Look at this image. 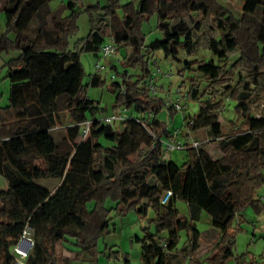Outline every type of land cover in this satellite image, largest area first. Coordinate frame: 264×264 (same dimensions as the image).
Segmentation results:
<instances>
[{"label":"trees","instance_id":"obj_1","mask_svg":"<svg viewBox=\"0 0 264 264\" xmlns=\"http://www.w3.org/2000/svg\"><path fill=\"white\" fill-rule=\"evenodd\" d=\"M53 1L0 0L7 30L0 37V55L13 54L4 64L8 105L0 108V176L8 186L0 191V264L13 263L12 248L25 228L33 242L26 264H69L63 250L55 255V246L66 249L71 239L95 258L96 241L108 227L107 198L116 200L120 211L134 209L143 217L149 209L154 213L155 234L145 231L143 239L135 238L143 264L158 259L157 264H166L171 251L162 247V240L167 248L175 245L182 231L191 232L195 248V223L203 212L219 234L210 262L225 264L233 257L241 212L251 208L258 213L262 207L257 191L264 184V117L255 118L252 110L264 100V0H239V19L217 0H138L136 7L123 6L119 18V0H108L103 8L86 9L90 31L74 52L68 40L78 30V2L69 0L55 11ZM152 15L163 39L145 45L140 28ZM109 37L116 53L131 50L124 67L141 71L135 79L124 72L120 83L111 85L113 114L120 108L140 116L152 113L147 125L154 138L133 121L120 123L123 130L117 131L95 119L103 110L85 92L104 82L93 75L83 86L79 56L97 54ZM158 51L178 63L180 51L189 57L206 51L223 63L185 62L179 71L196 75L188 99L204 98L186 126L190 131L216 126L223 93L236 102L238 123H232L231 134H214L221 152L217 160L203 147L185 151L182 166L163 159L160 144L172 132L156 119L163 102L146 90L148 66ZM198 77L205 84L202 90ZM87 122L89 134L83 139ZM58 130L64 134L59 136ZM101 139L110 145H102ZM37 180H56L58 185L49 191L37 186ZM167 192L172 195L162 203ZM90 201L95 202L92 210L87 209ZM177 202L186 204L187 219L179 218ZM245 258L236 257V264H257Z\"/></svg>","mask_w":264,"mask_h":264},{"label":"rangeland","instance_id":"obj_2","mask_svg":"<svg viewBox=\"0 0 264 264\" xmlns=\"http://www.w3.org/2000/svg\"><path fill=\"white\" fill-rule=\"evenodd\" d=\"M69 0H56L50 3L52 10H61L62 7L68 3ZM78 2L77 12L79 16L77 19L78 30L75 35L71 36L68 40V49L71 52L75 51V45L81 40L85 39L90 31L89 17L86 13V9L89 7L103 8L107 6L108 0H76ZM218 3L229 11L234 18L239 19L242 14V2L239 0H217ZM132 4L137 6L138 0H119V7L116 9V14L119 18L123 17V6ZM62 13V12H61ZM68 12L64 11L63 15L66 16ZM141 34L144 36L145 45H148L155 39H163L161 32L157 29V16L152 15L146 18L141 24ZM7 33L5 15L0 11V37ZM9 38H12L11 34H8ZM131 54L130 49H121L120 53H116L109 58H102L97 54L81 53L79 56L80 63L82 65L84 76L82 79L83 86H88L90 77L97 75L100 77L104 84L100 87L91 88L87 87L86 97L98 103L99 107L103 110L98 114L95 119L102 120L113 114L115 97L110 91L113 83L120 81L119 76L124 72L128 73L134 79L141 73L140 68L124 67V58ZM13 54L0 55V108H4L8 105L9 96V82L6 78L7 69L4 65ZM180 63L168 58L165 59L161 51L154 54L153 61L149 63V69L151 72L160 71V74L156 75L155 87L157 94L155 98L161 100L163 105L156 114V119L165 125L169 132L179 130L181 136L188 142L195 141L198 143H204L207 139L211 140L207 144H202L200 147L206 150L209 157L213 160H217L221 157V152L218 147L217 140L214 134L222 133L224 135L231 134L233 131V124L238 123L234 108L236 102L229 100L228 94H222L223 108L219 111L218 120L216 126L212 129L213 134L208 129H199L197 131H190L187 124H190L192 117L198 114L200 108L199 101H191L188 99L187 94L190 86V80L195 78L194 73L184 72L183 75H179V71L183 68L185 62H198L213 60L214 64L222 65L216 58L212 57L210 53L206 51H200L195 56H187L184 52L180 51L178 56ZM233 59L228 61V64L232 63ZM99 63L100 67H103L102 71H96L95 66ZM114 77V81H112ZM200 83V90L205 87V84L198 77ZM177 91L180 93L178 94ZM178 103L181 106L180 111H177L173 115L170 114L169 108ZM252 113L256 116L264 117V100H261L257 105L253 107ZM90 119V118H89ZM114 128L117 131L123 130V127L118 124ZM59 136L64 134L63 130L56 131ZM100 143L104 146H109V142L101 139ZM134 155L133 158L136 157ZM185 151H173L171 153L162 154L165 161L173 162L177 166H182L186 161ZM264 174V172H263ZM35 184L39 187L45 188L49 191H53L58 185L56 180H37ZM264 196V184L257 191V197L260 199ZM167 194H163L161 197L162 203L167 200ZM95 207V202L90 201L87 203V209L92 210ZM104 209L107 211L106 217L108 220V227L103 232L95 244V258H92L88 253L83 252L78 246L75 245V240H69L66 243V249L62 248L61 244L57 243L55 246V255L59 256L60 251L68 256L69 264H141V246L135 241V238L140 240L144 238L145 231L150 234H155L156 227L153 222L154 213L152 210H148L146 217L139 215L134 209H127L124 211L119 210V205L116 200L107 198L103 203ZM178 211L179 218H188V208L185 203L177 202L175 205ZM235 227V225H234ZM239 231L235 235V246L233 249V257L230 258L225 264H236L235 258L245 254V260L247 262L253 260L257 264H264V202L260 212L256 213L251 208L244 209L240 214ZM195 229L200 234V249L197 252V264H212L210 258L213 255V250L206 245L205 237L210 235L211 230H214L210 226L209 217L206 213H201L198 222L195 224ZM189 231H182L179 233L178 241L175 245H172V250L175 253H171L170 264H180L186 258L191 257L189 254L192 252L190 247ZM218 243V242H217ZM217 245V244H216ZM213 246L212 248L216 247ZM185 248V251H182ZM191 248V249H190ZM181 251V252H180ZM177 252V253H176ZM192 255V254H191ZM190 264H196L194 260H191Z\"/></svg>","mask_w":264,"mask_h":264},{"label":"built area","instance_id":"obj_3","mask_svg":"<svg viewBox=\"0 0 264 264\" xmlns=\"http://www.w3.org/2000/svg\"><path fill=\"white\" fill-rule=\"evenodd\" d=\"M117 48L115 46L114 40L112 37H109L104 40L102 45L99 48L98 54L102 58H109L116 54ZM156 64V63H153ZM96 71H102L103 67L99 66V63L95 66ZM160 74V71L157 69V72H151L149 79L146 82V90L150 97H155L157 94L156 87H155V80L156 75ZM114 81V77L111 79ZM120 83V81L118 82ZM179 94L180 92L177 91ZM171 108L175 109L176 111H180L181 106L176 103L171 106ZM153 117L152 113H147L144 115H136V114H130L125 108H120L117 113L112 114L109 117H106L101 120L105 125L108 126H115L116 124H120L123 122H135L142 128H144L146 131L150 133L149 127L147 125V122ZM259 115H256L255 118H259ZM91 122H87L82 129V138L86 139L89 134ZM151 136L154 138V136L151 134ZM211 140L207 139L204 143H198L195 141L188 142L185 140L179 130H174L171 133V136L168 139H165L161 141L160 149L163 154L171 153L173 151H188L191 149H198L202 144H207ZM172 194L171 192H167V197H170ZM262 202H264V196L260 198ZM33 246V242L31 239V231L29 228H25L23 231L21 237L19 238L16 245L12 248V257H13V263L12 264H26V260L31 253ZM162 247L164 249H167V244L164 240H162Z\"/></svg>","mask_w":264,"mask_h":264},{"label":"crops","instance_id":"obj_4","mask_svg":"<svg viewBox=\"0 0 264 264\" xmlns=\"http://www.w3.org/2000/svg\"><path fill=\"white\" fill-rule=\"evenodd\" d=\"M201 143H202V142H201ZM7 189H8V186H7L6 181L0 176V191H7ZM195 224H196V223H195ZM195 230H196V229H195ZM189 236H191V237H190V241H191V245H190V247L192 248L194 242H193V236H192V234H191L190 231H189ZM196 236H197V239H196V246H195V248H192V252L189 254L191 257L186 258V260H183L182 262H180V264H190V263H191V260H194V262L197 264V258H196V256H197V252H198L199 249H200V243H199L200 234H199V232H198V235H196ZM218 240H219V234H218V232L215 231V230H211L210 235H208V236L205 237L206 245H208V247H209L211 250L214 249V248H212V247L215 246V245L217 244ZM191 248H190V249H191ZM166 251H171V253H172V252H173L172 247L169 246V247L166 249ZM182 251H185V248H184ZM180 252H181V251H180ZM171 253H170V255H172ZM173 253H175V252H173ZM176 253H177V252H176ZM191 254H192V255H191ZM170 260H171V258L167 261L166 264H170ZM159 262H160V260L158 259V260L156 261L155 264H157V263H159ZM141 264H143L142 261H141Z\"/></svg>","mask_w":264,"mask_h":264}]
</instances>
